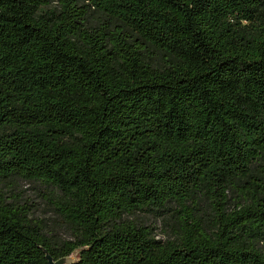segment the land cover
<instances>
[{"label": "trees", "instance_id": "obj_1", "mask_svg": "<svg viewBox=\"0 0 264 264\" xmlns=\"http://www.w3.org/2000/svg\"><path fill=\"white\" fill-rule=\"evenodd\" d=\"M51 1L0 0V185L69 239L0 187V264H264V0Z\"/></svg>", "mask_w": 264, "mask_h": 264}, {"label": "rangeland", "instance_id": "obj_2", "mask_svg": "<svg viewBox=\"0 0 264 264\" xmlns=\"http://www.w3.org/2000/svg\"><path fill=\"white\" fill-rule=\"evenodd\" d=\"M56 2L57 0H52L49 7H53ZM0 187L7 196H14L19 199L21 204H26L30 207L31 218L40 221L46 226L56 239H69L67 232L61 226L58 218L53 214L51 207L43 199L44 189L39 187L37 183L13 180L2 182ZM127 219L135 221L140 225L151 227L153 236L158 240H166L170 234L167 222L154 216L152 213L141 212L129 216ZM260 248L264 253V243H262Z\"/></svg>", "mask_w": 264, "mask_h": 264}, {"label": "water", "instance_id": "obj_3", "mask_svg": "<svg viewBox=\"0 0 264 264\" xmlns=\"http://www.w3.org/2000/svg\"><path fill=\"white\" fill-rule=\"evenodd\" d=\"M48 262H49V264H56V263L63 264V263L65 262V260H61V261H59V262H55V263H54V262H52L51 259H49Z\"/></svg>", "mask_w": 264, "mask_h": 264}]
</instances>
